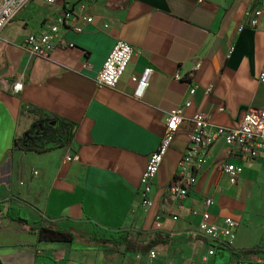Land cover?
I'll list each match as a JSON object with an SVG mask.
<instances>
[{
	"label": "crops",
	"instance_id": "obj_1",
	"mask_svg": "<svg viewBox=\"0 0 264 264\" xmlns=\"http://www.w3.org/2000/svg\"><path fill=\"white\" fill-rule=\"evenodd\" d=\"M258 3L32 0L0 32V264H148L149 253L100 244L122 233L135 243L129 248H144L160 235L164 243L153 264H264V161L227 158L220 141L189 195L168 194L197 113L233 129L249 111L264 109V18L258 30L245 27V13ZM81 10L92 21H78L82 33L62 34L74 48H59L50 60L22 49L29 35ZM118 41L139 54L115 89L98 88L95 79ZM146 71L151 79L141 92L133 78ZM22 76V92L14 95ZM188 102L186 121L154 181L153 205L144 207L140 183L149 157L161 144L169 113ZM48 117L75 127L70 145L44 154L14 148ZM225 163L243 167L237 185L222 172ZM205 212L217 223H239L233 245H217L214 256L205 240L191 235ZM13 217L76 239L42 244Z\"/></svg>",
	"mask_w": 264,
	"mask_h": 264
},
{
	"label": "built area",
	"instance_id": "obj_2",
	"mask_svg": "<svg viewBox=\"0 0 264 264\" xmlns=\"http://www.w3.org/2000/svg\"><path fill=\"white\" fill-rule=\"evenodd\" d=\"M32 0H0V32L10 24L23 11ZM54 3L55 0H48ZM246 28L258 30L264 18V0H259L258 5L245 13ZM91 22V18L81 11H69L64 13L52 23L45 25L44 29L36 34L29 35L22 49L31 58L50 60L53 53L59 48H74L73 44L67 43L63 38L64 31L72 30L82 33L78 21ZM139 54L131 45L118 41L104 63L103 69L95 79L98 88L115 89L135 56ZM196 65L193 71H197ZM22 76L13 84L12 93L19 95L23 89ZM151 71H146L140 77H134L133 81L139 86L141 92L149 87ZM177 81H182L181 76H176ZM259 81L264 83V67ZM208 92H211L209 90ZM195 89L191 90L194 95ZM186 103L184 107L173 109L167 118L163 139L157 151L148 160V165L141 179L142 205L151 207L153 205L150 194L154 181L160 171L165 156L171 148L179 128L185 123L184 108L190 107ZM189 143L183 153L178 170L172 183L168 187V194L174 199H184L196 186L201 167L205 162L210 150L220 141L227 147V158L236 159L243 164L256 161H264V109L249 111L238 128L216 127L210 124L209 119L203 113H197L190 120ZM71 160V159H69ZM222 172L227 175L232 185H237L243 173V167L231 163L222 166ZM212 200L207 199L206 205L210 206ZM239 223L232 218H225L221 223L212 220L208 212L202 214V220L198 228L191 233L195 238L206 241L210 247L208 256L216 254L217 245L232 246L236 239V230ZM158 253L153 250L148 254V264H153L158 259ZM239 264H251L241 262Z\"/></svg>",
	"mask_w": 264,
	"mask_h": 264
},
{
	"label": "trees",
	"instance_id": "obj_3",
	"mask_svg": "<svg viewBox=\"0 0 264 264\" xmlns=\"http://www.w3.org/2000/svg\"><path fill=\"white\" fill-rule=\"evenodd\" d=\"M75 127L69 123L48 117L44 121L37 122L28 133L21 139L14 142L15 149H21L27 153L33 152L44 154L51 152L57 148L70 145L74 138ZM22 227L28 232L34 233L38 237V241L42 244H71L75 241L76 236L68 231L60 230L53 226H30L27 221L20 217H13ZM132 243L129 234L122 233L116 238H107L100 241V244H109L111 246L124 245L127 252H143L147 254L150 251L156 250L164 242H160V235L149 240L144 248H129L127 245Z\"/></svg>",
	"mask_w": 264,
	"mask_h": 264
}]
</instances>
